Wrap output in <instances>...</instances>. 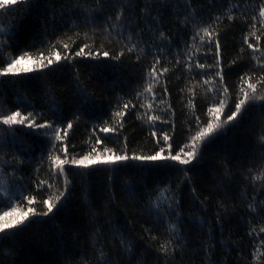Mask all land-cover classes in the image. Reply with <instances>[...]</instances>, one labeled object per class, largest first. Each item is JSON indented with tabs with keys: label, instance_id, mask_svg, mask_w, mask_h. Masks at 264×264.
<instances>
[{
	"label": "snow or ice",
	"instance_id": "6c2138e0",
	"mask_svg": "<svg viewBox=\"0 0 264 264\" xmlns=\"http://www.w3.org/2000/svg\"><path fill=\"white\" fill-rule=\"evenodd\" d=\"M38 8L40 27L22 41V21ZM236 30L238 51L228 41ZM126 63L142 68L136 88L91 122L115 82L94 83L87 68ZM133 113L151 146L123 134ZM82 124L90 134L77 150ZM244 124L241 156L216 152L198 181L211 146ZM153 171L175 178L153 184ZM97 176L107 197L83 205L82 226L63 220L73 190ZM233 217L246 227L226 236ZM49 224L86 237L81 264H147L141 243L154 264H227L232 253L237 264H264V0H0V264H40L18 260V241L37 229L47 245Z\"/></svg>",
	"mask_w": 264,
	"mask_h": 264
},
{
	"label": "trees",
	"instance_id": "16d2710c",
	"mask_svg": "<svg viewBox=\"0 0 264 264\" xmlns=\"http://www.w3.org/2000/svg\"><path fill=\"white\" fill-rule=\"evenodd\" d=\"M43 8H38L34 10L31 15L25 17L22 21L21 28V40L22 41H31L32 37L35 35L37 30L40 27L41 23V13ZM16 17L3 18V22L7 23L8 20ZM240 40V32L236 30L234 34L229 35L228 41L230 48H235L238 51ZM134 59V58H133ZM147 64V60L143 62ZM87 72L91 73L93 76V82L98 84H103L107 82L109 85H112L115 82L114 88H110L104 93L103 100H97L94 108L92 109V121L99 122L106 118V114L112 107V104L115 102V98L118 95H125L130 92L131 89L136 88L137 83L140 79L142 72L141 69H137L134 65L126 63L121 66L119 69L101 65L98 68H87ZM235 79V78H233ZM175 90H173V93ZM36 96V93H33ZM12 99L11 97L9 98ZM38 100V96L36 97ZM174 99V95H173ZM110 101L112 103H110ZM179 115V113H178ZM258 117L253 115L251 124L257 123ZM141 121L136 120L135 114H130L128 117L127 131L123 134L128 135L130 140L134 144H146L150 145L147 127H141ZM250 127V124H244L240 128L233 130L228 133L227 137H223L218 140L215 144L211 146V149L206 153L205 160L199 168L197 175V180L203 183L207 180L208 175L213 171V158L215 153L223 150L224 148L234 149L235 156L239 158L241 156V149L244 148L245 144L248 142L247 138V129ZM89 127H85L83 124L72 133V144L77 145V150L86 148V145L83 144V141L90 134ZM103 136V134H101ZM40 138L36 139V142L33 144L35 149V155L40 154V149L43 147L40 142ZM34 167V165H33ZM43 175V173H42ZM148 180L153 184H160L163 182H168L170 179L175 177L171 173L157 172L153 171L151 173H145ZM237 188H243L246 184V181L240 177H237L235 180ZM162 186V185H161ZM118 191V189H117ZM89 195V200L85 201V194ZM185 198L189 196V188H184ZM107 188L105 181L102 176H97L90 178V181L85 184L84 188L81 189L77 186L73 190V195L71 198V203L69 204L67 210L62 217L65 221H70L72 224L77 226H82L86 223L85 211L83 207L84 204L97 201L103 202L107 197ZM127 206L123 203L120 204V214L119 219L120 223L124 222L125 214L124 209ZM189 211L188 208H185V212ZM209 217L212 216V210L208 213ZM244 214L241 213L240 216ZM57 224L61 223V220L56 221ZM143 223V221H141ZM239 226L240 230L243 231L246 227L244 220L240 217H233L232 224L225 225V235L227 236L228 230L233 229ZM47 229V234L49 241L47 245H40L37 243L36 239L30 234L32 231H37V229L30 230L29 233H26L18 241L19 246V255L18 260L22 262H31L39 261L40 264H81L82 260L88 259V255L91 252V248L85 236H81L80 239H76L68 230H64L62 235H57L55 228L52 224L45 226ZM196 233L193 232V238H196ZM217 238H219V231H217ZM236 238V237H234ZM248 246V240L245 239V247ZM138 251L143 254V259L147 261V264H154V254L151 251H145V246L141 243L138 247ZM141 257H138L140 259ZM5 264H9L8 261ZM184 264H199L198 260L185 258ZM227 264H237L236 254L232 253L231 259L227 261Z\"/></svg>",
	"mask_w": 264,
	"mask_h": 264
}]
</instances>
